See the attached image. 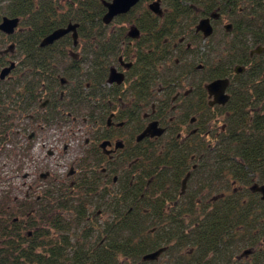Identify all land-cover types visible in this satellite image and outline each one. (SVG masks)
Here are the masks:
<instances>
[{"label":"trees","instance_id":"trees-1","mask_svg":"<svg viewBox=\"0 0 264 264\" xmlns=\"http://www.w3.org/2000/svg\"><path fill=\"white\" fill-rule=\"evenodd\" d=\"M104 1L107 0H0V21L3 16L19 18L13 34L0 32V66L14 61L5 54L14 52L17 58L9 78L0 80V147L11 135L12 122L38 109L40 97L53 91L61 77L67 82L63 86L69 93L62 99L57 94V104L52 107L85 116V85L91 79L88 74L91 58L98 74L110 61L109 50L115 49L101 20L106 11ZM199 1L163 0L162 16L143 11L138 19L131 14L139 3L115 19L118 22L134 19L137 25L151 23L142 27L141 36L148 40L144 45L155 44L153 51L143 53L149 64L142 70L144 89L151 85L152 66L159 68L164 56L156 48L183 33L189 22H195L190 4L201 7ZM68 23H78L82 40L79 67L83 72L78 80L73 75L76 62L67 57V50L72 47L70 35L51 45L39 46L44 36ZM153 23L158 25L152 26ZM246 23L244 13L235 24L240 62L247 59ZM9 44H14V48L5 52ZM66 59L68 64L60 66L67 63ZM236 81L235 85L241 89L231 90L226 107L207 108L204 147L199 137L185 143L162 137L141 143L140 169L138 162L126 159V167L120 171L125 192L122 194L118 187L111 196L115 201L104 209L110 216L97 222L98 231H89L91 227L86 226L90 223L83 209L85 200L75 203L73 223L69 215L53 216L45 229L28 235L23 222L12 220L13 214L7 208L8 195L3 193L0 264H264V200L250 190L254 182L264 183V92L242 89L252 84L247 73ZM158 82L161 83L159 79ZM74 85L79 88L77 100L72 99ZM219 113L220 130L215 127ZM187 172L186 191L181 195V181ZM88 192L79 189L83 197H91ZM61 206L66 211L73 203L63 197ZM74 224L79 225V234H75ZM161 247L165 249L157 260L142 261L144 254ZM245 250L249 253L244 254Z\"/></svg>","mask_w":264,"mask_h":264},{"label":"flooded vegetation","instance_id":"flooded-vegetation-1","mask_svg":"<svg viewBox=\"0 0 264 264\" xmlns=\"http://www.w3.org/2000/svg\"><path fill=\"white\" fill-rule=\"evenodd\" d=\"M144 1H147L145 7L142 6ZM154 1H159L162 13L157 16H162L163 0H140L137 3H140V12L135 17L138 16L139 19L143 11L153 13L148 5ZM199 3L201 7L190 4L195 11V22H189L183 33L164 41L159 48H156L157 51L163 52L164 56L160 60L159 68L151 64L153 79L147 89L142 86V70L148 68L149 64L143 59V53L153 51L155 44L151 47L144 45L143 43L148 40L141 39V36L144 33L142 27L151 23L139 22L137 25L133 19L127 22L131 23L127 28L120 23V20L119 22L115 20L117 16L108 24L102 21L106 27L107 38L113 40L115 49L109 50L110 61L98 74L93 68L94 59L91 58L88 67L91 79L85 85L87 88L85 116L73 115L68 111L64 113L62 108L52 107L57 104L55 99L57 94L59 99H62L69 93L63 86L67 82L61 77L64 81L60 79L59 85L53 91L40 97L38 109H33L26 117L12 122L9 129L11 135L8 141L4 142V146L13 143L14 135H23L22 152L28 154L29 150L34 148L32 141L37 138L38 132L41 136L45 131L54 132L48 138V142L45 139L38 149L46 146L45 154L56 157L60 142L59 134L62 130L70 133L69 142L62 146L65 152L72 148V141L77 139L78 133L85 132L84 151L91 159L86 162L82 158L75 157L72 163L68 164V171L64 170V173H61V165L56 163L54 168H33L22 175V178L28 179V182L23 181L21 184L24 188L23 196L11 198L8 194L7 208L13 214V221L23 222L28 235L32 231L45 229L53 216L59 218L64 214L75 216L74 207L77 201L87 200L83 205L86 220H96L98 224L101 222L98 220L100 216L106 215L108 219L110 215L104 209H107L110 202L115 201L111 196L116 194L118 187L122 194L125 192V183L120 181L121 169L126 167L127 160L132 163L138 162L140 169L143 141L166 137L168 140L185 143L193 137H199L204 147L207 137V108L220 110L226 107L232 97L231 90L241 89L235 85L238 77L247 73L249 82L252 83L242 89L250 93L255 90L264 92L262 85L264 84V0H225V2L200 0ZM244 13L247 19L244 42L248 48L247 59L240 62L236 47L239 39L236 36L238 34L235 33V24L238 17ZM202 19H207L211 27L208 35L198 28ZM157 25V23L152 24V26ZM131 26L138 28L137 38L128 36ZM77 28L76 43L71 33L66 34L72 39V47L68 48L67 57L76 62L73 65L76 67L73 72L76 79L83 72L80 68L82 40L79 39ZM90 50L93 51L94 46ZM68 59H66L67 63L62 62L60 66H66ZM111 69L121 76V82L109 81ZM218 79L226 81L225 94L228 95V100L225 104L213 103L214 97L210 96L207 90V85ZM78 89V86H73L72 99L79 98ZM73 105L76 110L78 102H73ZM24 120L27 124L22 123ZM150 122H157V126L163 128L164 133L160 136H144L137 140V136ZM30 125L33 127L30 128ZM215 127L219 130L222 127L220 113ZM1 148L2 146L0 151ZM32 163L34 160H31L29 165L32 166ZM27 165L28 161H25L24 166ZM188 176L189 172L181 181L179 192L181 195L186 191ZM80 188L89 190L88 195L91 197L80 195ZM140 189L141 185H138V203L141 204L143 200ZM63 197L73 203L71 209L62 210ZM96 224L94 223L89 231H98Z\"/></svg>","mask_w":264,"mask_h":264},{"label":"rangeland","instance_id":"rangeland-1","mask_svg":"<svg viewBox=\"0 0 264 264\" xmlns=\"http://www.w3.org/2000/svg\"><path fill=\"white\" fill-rule=\"evenodd\" d=\"M147 1H144L142 6H146ZM163 5V3H162ZM163 7V6H162ZM139 13V8L132 13V17L137 15ZM133 19V18H132ZM123 25L129 27L131 23H123V20L120 22ZM7 46V45H6ZM5 46V47H6ZM7 59L14 60L17 62V58L14 55V52L11 54H5ZM3 66H0V68ZM22 123L27 124V122L24 120ZM23 126V125H22ZM30 128L33 126L30 125ZM54 132H46L43 136L40 135V133H37V138L35 137L34 141H32V146L34 148H31L27 152H22V148L24 147V136L14 135L12 139H14L12 144H7L6 146L1 148L0 151V200H2L5 195H2L3 193L9 194L11 198L13 197H22L24 188L22 187L23 181L28 182V179L22 178V175L26 173L27 171L37 169V168H43L47 169V167L54 168V165L56 163H59L61 165V173H64L65 171H68V164L72 163V160L75 157H78L79 159L82 158L86 162L91 161L90 157L86 156L85 147L83 145V138L85 132H79L77 135V139H74L72 141V148L68 151H63L62 146L67 144L70 140V133L66 132L65 130H62V133L59 134V143H58V153L56 157H49L45 154V147H41L38 149L40 144L46 139L48 142V138L51 137V135ZM49 147V146H48ZM47 147V148H48ZM20 153V154H18ZM31 160H34V163H32V166H30ZM28 161V165L24 166V162ZM65 164H67L65 166ZM58 170V171H60ZM60 173V172H57ZM33 178V177H32ZM31 178V179H32ZM38 191V190H37ZM93 216H90V218ZM96 217V216H94ZM70 221L74 222V216L73 214L69 215ZM106 219V215H102L98 218L99 221L103 222ZM107 220V219H106ZM89 222V225H86L88 228L92 227V225L95 223L96 220H87ZM81 228V227H80ZM75 234H79V225L74 224L73 227ZM81 230V229H80ZM82 233V232H81ZM97 235V234H95ZM93 239V238H92ZM165 257H162L161 259H164Z\"/></svg>","mask_w":264,"mask_h":264},{"label":"water","instance_id":"water-1","mask_svg":"<svg viewBox=\"0 0 264 264\" xmlns=\"http://www.w3.org/2000/svg\"><path fill=\"white\" fill-rule=\"evenodd\" d=\"M140 0H107L103 4L106 8L105 13L103 14L101 20L103 23H110L115 17L127 13L133 6H135ZM148 8L155 13L160 15L162 13L159 1L151 2L148 5ZM19 25L18 17H9L3 16L0 21V32L5 35L13 34ZM78 23H69L65 27H58L51 31L49 34L44 36L39 42L40 47H45L53 44L55 41L59 40L68 33H71L74 43L77 40V31L76 28ZM199 29L204 31L206 35L210 34L211 27L207 19H202L199 22ZM128 36L132 38H137L139 36V30L135 26H131L128 31ZM14 44H9L5 52L12 51ZM15 62L10 61L8 65L0 68V80L5 79L9 76L10 72L15 68ZM121 76L115 72L114 69L110 71L109 81L121 82ZM61 81H64L61 79ZM226 81L225 80H215L207 85V90L210 96L214 97L213 103L225 104L228 100V95L225 94ZM157 122H150L144 131L137 136V140L142 139L144 136H160L164 133V129L157 126ZM250 189L253 192H258L262 200H264V184L254 183ZM164 248H158L157 250L148 252L142 256L143 261H153L156 260L161 253H163ZM249 250H245L244 254H248Z\"/></svg>","mask_w":264,"mask_h":264}]
</instances>
